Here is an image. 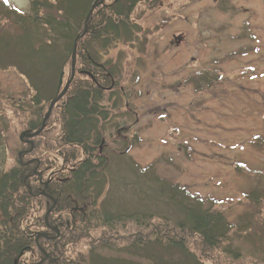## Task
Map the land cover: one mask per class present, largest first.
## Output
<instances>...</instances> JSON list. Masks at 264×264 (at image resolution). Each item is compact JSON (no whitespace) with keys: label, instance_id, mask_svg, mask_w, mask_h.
<instances>
[{"label":"trees","instance_id":"1","mask_svg":"<svg viewBox=\"0 0 264 264\" xmlns=\"http://www.w3.org/2000/svg\"><path fill=\"white\" fill-rule=\"evenodd\" d=\"M99 1L28 0L21 13L0 0V68L15 69L28 83L29 93L15 103L27 117V132L41 128L71 75L74 45L76 51L70 87L31 140L38 148L36 139L52 129V142L42 146L53 153L52 172L40 174L45 166L33 172L41 157H17L0 169V264H211L220 255L264 264V191L247 193V210L232 223L127 154L118 124L124 117L118 113L121 60L110 54L138 39L132 14L139 4L153 8L160 0ZM222 79L213 71L186 80L200 93ZM107 130L114 131L113 141L104 138ZM4 136L0 130L2 156ZM131 140L137 144L138 137ZM27 156L34 158V148Z\"/></svg>","mask_w":264,"mask_h":264},{"label":"rangeland","instance_id":"2","mask_svg":"<svg viewBox=\"0 0 264 264\" xmlns=\"http://www.w3.org/2000/svg\"><path fill=\"white\" fill-rule=\"evenodd\" d=\"M7 5L25 13L29 3L9 0ZM132 16L140 28L138 39L110 54L121 60L118 113L124 117L118 124L125 130L127 154L142 167L152 164L160 176L236 223L247 210L244 196L264 191V0H160L153 8L139 4ZM213 71L223 79L211 89L197 93L187 85L190 75ZM28 91L15 69L0 68V130L5 133L0 169L15 164L21 153L22 162L41 157L33 172L45 166L40 174L47 177L53 153L42 146L52 142V129L36 139V149L24 145L26 138L19 140L27 117L15 103ZM109 130L104 138L113 141ZM134 136L138 140L132 145ZM33 148L34 158L24 157ZM249 248L242 245V254ZM209 262L255 264L249 257L234 262L224 255Z\"/></svg>","mask_w":264,"mask_h":264},{"label":"water","instance_id":"3","mask_svg":"<svg viewBox=\"0 0 264 264\" xmlns=\"http://www.w3.org/2000/svg\"><path fill=\"white\" fill-rule=\"evenodd\" d=\"M99 3H102V0H100L99 1ZM95 4H93V8H92V10L95 8ZM92 10H90L89 11V14H88V16H87V18L89 17V15L92 13ZM77 41V40H76ZM75 60H76V51H75V45H74V47H73V54H72V58H71V71H70V77H69V80L65 83V86L63 87V89L59 92V95H58V97L57 98H55V99H53L50 103H49V108H48V110H47V112H46V114H45V117H44V119H43V122H42V125H41V128L38 130V131H36V132H34V133H29V132H26V131H24V132H21L20 133V135H19V140L20 141H23V140H25V138L29 141L31 138H34L36 135H38L42 130H43V128H44V126H45V123H46V121H47V119H49V115H50V113H51V111H52V109H53V106L57 103V102H59V100L62 98V97H64V95H65V93L67 92V90H68V88H69V86H70V82L72 81V79L74 78V76H75V66H76V62H75ZM29 143L32 145V142L31 141H29ZM55 204V203H54ZM49 213V212H48Z\"/></svg>","mask_w":264,"mask_h":264},{"label":"snow or ice","instance_id":"4","mask_svg":"<svg viewBox=\"0 0 264 264\" xmlns=\"http://www.w3.org/2000/svg\"><path fill=\"white\" fill-rule=\"evenodd\" d=\"M9 2V0H4V3L7 4Z\"/></svg>","mask_w":264,"mask_h":264}]
</instances>
